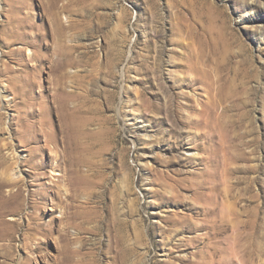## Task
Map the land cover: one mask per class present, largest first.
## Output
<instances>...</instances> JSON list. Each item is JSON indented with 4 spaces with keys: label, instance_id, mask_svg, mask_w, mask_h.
Masks as SVG:
<instances>
[{
    "label": "rangeland",
    "instance_id": "obj_1",
    "mask_svg": "<svg viewBox=\"0 0 264 264\" xmlns=\"http://www.w3.org/2000/svg\"><path fill=\"white\" fill-rule=\"evenodd\" d=\"M59 77L103 174L61 203ZM0 183V264H264V0H0Z\"/></svg>",
    "mask_w": 264,
    "mask_h": 264
},
{
    "label": "bare ground",
    "instance_id": "obj_2",
    "mask_svg": "<svg viewBox=\"0 0 264 264\" xmlns=\"http://www.w3.org/2000/svg\"><path fill=\"white\" fill-rule=\"evenodd\" d=\"M48 2L52 6H54V4H55V0H48ZM55 13L56 12L54 11V14ZM61 78L63 79V77H59V79L56 81V87L54 89V93L51 94V99L53 100L54 103L57 104V106L54 107V109H55L54 111H56V113H57V124H58L60 130L58 133H54L50 129L46 128V126L51 125V122L49 120L38 119L36 122L38 124L37 125V131L35 133V138L37 137V142L40 144L39 146L41 148L45 149L48 147L51 150L56 149V151H58L59 150L58 145H60V147H61V151H59L58 156L62 160L61 162L65 165V171H64V173H62L60 175L61 177L57 178L56 181H54L52 184H49L47 186V188L51 189V190H53V188L56 187V193H57V197H58V200L60 203L64 201L63 197H61V190H62V187H64L63 182L65 180L68 181V184H71V187H65V190L67 193H68V190H70V192H71L69 195H66V199L68 200L71 197L72 198H75V197L78 198L80 191L81 190L84 191L85 187L89 193L91 186L93 184H95L93 181V178L98 177V176L100 177L101 176L100 174H102V173H100V171H98L97 167H96L97 170L93 167V164L90 162L91 161L90 159H89L90 160L89 161V160H86L84 158V154L87 153L88 151H90L92 148V147L90 148L88 146H87L88 148H86V145L84 144L85 140L82 141V139L84 138V134H85V128H86L85 124H86L88 119H86V117H84L83 115L78 113V111H74V110H71L70 108H68V102H69L70 98L73 96V93H70V91H67L65 89L64 82H63V80H61ZM26 126H27V124H26ZM137 128H139L138 132H140V133H142V132L146 133L149 131L148 128L144 125L143 126H137ZM87 138H88V136H87ZM93 139L94 138L92 137V140ZM102 144L103 143H101V145ZM95 149H97V148H95ZM90 156L91 155H89V157ZM59 157H58V159H59ZM85 157H88V156H85ZM32 158L33 157L30 156L29 160H31ZM94 159L95 158H93L92 160H94ZM101 161H102V159H101ZM27 163H28V160H27ZM84 163H86L88 166L87 170L81 169L82 165ZM43 164L45 165V163L43 161H38L35 163V167L37 169L41 168ZM57 166H60V161H59V163H57ZM69 173H73L74 176L72 177V175ZM71 179L74 181L72 182ZM16 182L17 183L14 182L16 184L15 186H18V181H16ZM19 183H20V180H19ZM10 185H13V184H9V187H10ZM1 187L2 186L0 185V188ZM12 188L13 187H11L10 189H12ZM109 193L111 195V199L114 200L115 194L111 193V192H109ZM17 195H18V191L16 193L11 192L7 197L6 196L4 197L3 195H2V197H0V224L2 223V217H1L2 208H6L9 204H13V203H14L13 204L14 206L16 204H19ZM87 201L85 202V204L87 203ZM83 202H84V200H83ZM69 205H70V203H69ZM81 206H82V204H81ZM4 234L2 233V235H4ZM214 254H215V252L210 253L211 256H214ZM213 261H214V259H211L210 264H214Z\"/></svg>",
    "mask_w": 264,
    "mask_h": 264
}]
</instances>
